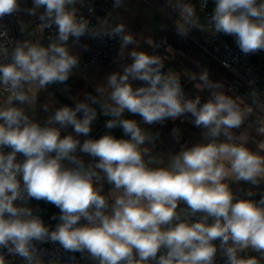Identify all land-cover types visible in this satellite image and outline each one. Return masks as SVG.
<instances>
[{"label":"clouds","instance_id":"clouds-1","mask_svg":"<svg viewBox=\"0 0 264 264\" xmlns=\"http://www.w3.org/2000/svg\"><path fill=\"white\" fill-rule=\"evenodd\" d=\"M166 3L176 12L177 35L207 31L230 37L244 56L264 52V0H213L204 23L191 0ZM78 4L84 0H32L24 8L22 0H0V20L23 11L37 17V31L55 28L47 45L12 38L11 48L0 31V90L7 94L0 100V264H12L7 257L61 264L59 253L72 264L76 254L87 264H264V93L252 88L250 103L234 98L205 68L191 80L208 98L189 97L160 56L136 50L125 24L108 27L104 19L91 27ZM84 36L119 38L122 57L136 46L131 62L74 106L61 105L43 121L30 116L38 92L66 83L79 67L71 49ZM98 115L108 117L107 131L93 138ZM181 117L201 129L200 140L156 152L158 137L141 125ZM232 184L248 187L235 192ZM30 201L59 209L49 218L55 224Z\"/></svg>","mask_w":264,"mask_h":264},{"label":"crops","instance_id":"crops-1","mask_svg":"<svg viewBox=\"0 0 264 264\" xmlns=\"http://www.w3.org/2000/svg\"><path fill=\"white\" fill-rule=\"evenodd\" d=\"M113 3V0H103ZM85 2V0H84ZM200 17L197 9V1L192 3ZM32 0H22V8L31 7ZM78 12L84 8V4L77 5ZM40 9L37 13L42 12ZM176 12L168 6L166 0H123V6L115 11L107 13L99 12L97 24L99 21L107 19L116 23H123L126 30L132 33L138 41L136 50L145 51L150 55H158L164 63V68L176 72L179 76L187 77L190 81L189 92L191 97L200 95L202 100L208 98V91H199L194 87V83L198 81L191 80V75H199V73L207 68L209 79L219 82L223 85V91L235 97L245 98L247 102H251L248 93L255 84H249L243 72L238 68L224 69L205 51L208 45L205 38V32L193 29L186 37L177 35L175 28ZM201 19V18H200ZM202 23V20H201ZM39 21L37 17L28 16L23 11L19 13L16 33L20 40L30 39L39 40L47 45L51 39L55 38V28L46 29L43 32L37 31ZM23 27V31H21ZM151 38L159 47L153 49L146 43ZM71 44V43H70ZM134 45H129L125 49L124 56H120V41L117 45L115 58L107 67H84L81 66L84 54L83 50L78 46L72 47V52L80 58L79 67L74 69L72 76L64 84H53L47 89L38 92V99L35 109H28V114L36 119L43 121L46 117L55 111L61 105L74 106L75 102L84 99L85 94H95V88L105 83L106 78L113 72H122L123 66L130 63L127 54ZM6 93L0 90V100L6 97ZM48 105L49 111L43 110V105ZM126 118L140 120L138 116L125 114ZM108 117L99 116L93 124L91 136L99 138L107 131L104 127ZM147 129L152 135L157 136L156 152L167 154L168 152H178L182 145L191 146L200 140L201 129L194 127L189 120L183 117L176 121H165L163 125H141ZM247 129V124L245 125ZM242 129L241 131L245 130ZM251 137L260 139L255 136V132L248 129ZM71 132V129H68ZM117 138L123 136L121 129L112 130ZM64 133H62L63 135ZM239 134V133H237ZM179 136V143L175 137ZM81 140L84 138L81 137ZM249 147L255 148V144L249 142ZM85 159H88L85 157ZM245 184H232L234 191L242 192L247 189ZM264 190V185L261 186ZM33 203V202H32ZM35 204L33 203V206Z\"/></svg>","mask_w":264,"mask_h":264},{"label":"built area","instance_id":"built-area-1","mask_svg":"<svg viewBox=\"0 0 264 264\" xmlns=\"http://www.w3.org/2000/svg\"><path fill=\"white\" fill-rule=\"evenodd\" d=\"M193 1H197V9L202 23H204L206 17L211 13L212 8L214 7L213 0H208L206 7L201 6L200 0H191L192 3ZM112 5L113 3L103 0H85L84 8L78 12V15H83L88 19L91 27H98L97 17L99 12L107 13L117 10L116 8H113ZM89 9H92V11H89ZM18 17L19 13L0 20V31H6L8 34V38L3 42L6 43L9 48L12 46V38L20 40L16 33ZM116 24L118 23L108 21V27L115 26ZM205 38L208 45V48L205 49V51L219 64V66L224 69H240L243 72L246 81L249 84H255L254 87H256L261 93H264V52L244 56L236 48L230 37H214L209 32L205 31ZM118 43L119 38L111 39L108 37H102L93 39L89 36L82 37L79 44L76 45L83 50L84 54L81 66L107 67L115 58ZM163 71L167 72L168 70L164 68ZM180 77L186 94L191 97L189 92V79L184 76ZM30 204L33 205L32 201H30ZM42 247L54 253L55 246L45 244ZM59 255H62L63 257L61 264H72L71 260L68 258V254L59 253ZM7 259H9L12 264H23V261L19 258L7 257ZM76 259L79 264H87L86 261L80 258L79 254H76ZM218 264H223V261L218 259Z\"/></svg>","mask_w":264,"mask_h":264},{"label":"trees","instance_id":"trees-1","mask_svg":"<svg viewBox=\"0 0 264 264\" xmlns=\"http://www.w3.org/2000/svg\"><path fill=\"white\" fill-rule=\"evenodd\" d=\"M35 205H37V203H39V208H40V214L42 216V218L45 220L46 223H51L52 225L55 224L54 221H51L49 218L55 213L58 214L59 210L53 206L52 204L49 203H45L43 201L40 202H36V201H32ZM70 255V254H68Z\"/></svg>","mask_w":264,"mask_h":264},{"label":"rangeland","instance_id":"rangeland-1","mask_svg":"<svg viewBox=\"0 0 264 264\" xmlns=\"http://www.w3.org/2000/svg\"><path fill=\"white\" fill-rule=\"evenodd\" d=\"M34 206H36V205H34Z\"/></svg>","mask_w":264,"mask_h":264}]
</instances>
